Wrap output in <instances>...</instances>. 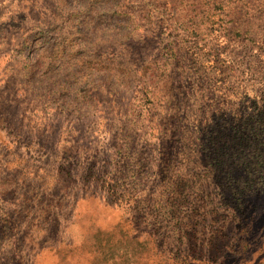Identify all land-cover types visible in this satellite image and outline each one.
<instances>
[{"label":"rangeland","instance_id":"obj_1","mask_svg":"<svg viewBox=\"0 0 264 264\" xmlns=\"http://www.w3.org/2000/svg\"><path fill=\"white\" fill-rule=\"evenodd\" d=\"M13 3L27 25L10 20L0 50V264H264V14L235 0H110L120 15L103 16ZM92 31L112 43L72 67ZM141 41L149 67L169 69L164 116L144 88L135 120L115 94L97 115V73L123 75L115 54Z\"/></svg>","mask_w":264,"mask_h":264},{"label":"clouds","instance_id":"obj_2","mask_svg":"<svg viewBox=\"0 0 264 264\" xmlns=\"http://www.w3.org/2000/svg\"><path fill=\"white\" fill-rule=\"evenodd\" d=\"M125 2L127 3V0H125ZM197 2L198 0H184V5L188 8H195L197 7ZM50 3L51 7L55 8L58 12H64L65 14H67L65 10V4L68 3V0H50ZM91 6L92 0H71V3L69 4L67 10L75 11L76 13H84L87 12ZM231 6L243 9L247 13V16L253 19H255L256 16L264 14V0H235V3ZM16 7L17 5L13 3V0H0V10H3L4 13H7L3 14L2 19H0V50L5 49L8 39H12L11 33L17 32V29L13 28L12 24L9 23L10 20H16V22L18 24H21L22 26L27 25V21H20L16 17L15 12L13 11V9H15ZM20 7L21 10H23V6L21 5ZM138 31L144 32V29L140 28L138 29ZM4 32H10L7 38H4ZM145 35L150 36L152 35V33L148 32L145 33ZM13 43H15V40H13ZM108 43H112V41L107 39H98L95 31L89 32L87 39L84 40L83 43H78L76 45V48H83L86 55L75 61L72 67L82 65L86 59H89L92 51L96 49L97 45ZM75 50V48L72 49L73 52H75ZM149 51L150 48L147 45V41H141L139 44L135 45V51L126 53L125 55H121V53L118 51L115 54L116 58L125 60V63L122 66V71L124 73L123 75H120V72L115 68H111L110 70L105 72L97 73L98 76L104 77V80L102 81L96 80L95 87L100 89V92L103 94L101 96V99H104L105 103L100 104L99 99L88 102L90 106L95 109L97 115H99L100 110L103 109L105 105H109L108 97L111 94H115V99L111 101L109 107H115V100L120 99L125 104V106L132 108L130 116L133 118V120H135V113L140 109H143V104L139 99H136L135 103L132 105H129L128 101L132 100L133 93L136 92L137 89L144 88L145 91H149V89H151L149 95L152 96L154 100V104L149 105V108H151L153 112H159L161 117L164 116L166 102H169L167 95H165V93L167 92L166 85L169 83L167 76V71L169 69L165 68L163 63L151 64V67H149L152 58L155 55V53H152V55L148 56V61H144L143 57L148 55ZM104 55L105 57H111V49H108L104 53ZM126 57H134L135 63H129ZM68 70L71 71V68H69ZM146 72L147 75L145 74ZM76 78L77 76L76 74H74L69 79L74 80ZM84 78L86 79L87 77ZM113 81H115V83H113ZM105 85H108V88H110V92L108 88H105ZM80 100L83 101L84 98L81 97ZM137 105L139 107H137ZM111 114L114 115V113ZM125 120L127 121L128 118L126 117ZM140 123L146 124L147 118L141 120ZM140 130L142 131L143 129ZM155 143L158 144V141H156ZM244 163H246V161L243 158L238 161V164ZM153 179H155V177H153Z\"/></svg>","mask_w":264,"mask_h":264},{"label":"trees","instance_id":"obj_3","mask_svg":"<svg viewBox=\"0 0 264 264\" xmlns=\"http://www.w3.org/2000/svg\"><path fill=\"white\" fill-rule=\"evenodd\" d=\"M108 1L110 0H92V9H89L90 12H95L96 14L100 15V16H103L104 14H108V13H111V14H118L120 15L119 11H118V6L117 5H113L111 7H108L106 5V3H108ZM105 4V5H104ZM101 5V6H100ZM112 19V18H111ZM250 128V127H248ZM235 129V132L238 133V129L236 127H234ZM246 129V128H245ZM228 143L226 142H222V141H219V152L220 151H226L228 149ZM239 202V201H238ZM240 204V203H238Z\"/></svg>","mask_w":264,"mask_h":264}]
</instances>
